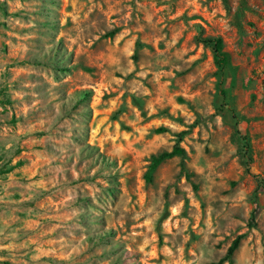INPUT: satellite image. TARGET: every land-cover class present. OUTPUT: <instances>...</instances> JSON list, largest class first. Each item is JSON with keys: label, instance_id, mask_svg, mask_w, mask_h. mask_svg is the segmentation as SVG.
Instances as JSON below:
<instances>
[{"label": "rangeland", "instance_id": "1", "mask_svg": "<svg viewBox=\"0 0 264 264\" xmlns=\"http://www.w3.org/2000/svg\"><path fill=\"white\" fill-rule=\"evenodd\" d=\"M236 238L264 264V0H0V264H213Z\"/></svg>", "mask_w": 264, "mask_h": 264}, {"label": "trees", "instance_id": "2", "mask_svg": "<svg viewBox=\"0 0 264 264\" xmlns=\"http://www.w3.org/2000/svg\"><path fill=\"white\" fill-rule=\"evenodd\" d=\"M200 41L203 44H212L213 45L215 64H216L217 68L219 69V71L223 72L225 70V67H226L227 57H226L225 53L222 51V47H223L222 40L220 38H213V39H203ZM165 131L166 130L164 128H160V129L156 130L157 133H163ZM242 140H243V150H244L243 157L246 159L247 165H248V163H250V158H249L250 146H249V142H248L246 136H243ZM183 154H184V152L182 149H180L178 146H174L173 149L168 153L164 152L158 156H153L151 158V164L149 166V170H148V173L146 175L147 181H150V179H151L150 174L164 160L172 158L174 156H183ZM181 169H182V171H185L184 167H182ZM238 246H239V238H236L232 242L230 247L228 248L225 257L222 258L221 260H219L217 263H213V264H223L225 262H227L228 264H231L232 263V255L235 252V250L238 248Z\"/></svg>", "mask_w": 264, "mask_h": 264}]
</instances>
